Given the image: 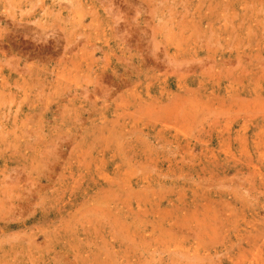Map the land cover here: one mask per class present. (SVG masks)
<instances>
[{"label": "rangeland", "instance_id": "obj_1", "mask_svg": "<svg viewBox=\"0 0 264 264\" xmlns=\"http://www.w3.org/2000/svg\"><path fill=\"white\" fill-rule=\"evenodd\" d=\"M263 159L264 0H0V264H264Z\"/></svg>", "mask_w": 264, "mask_h": 264}, {"label": "bare ground", "instance_id": "obj_2", "mask_svg": "<svg viewBox=\"0 0 264 264\" xmlns=\"http://www.w3.org/2000/svg\"><path fill=\"white\" fill-rule=\"evenodd\" d=\"M173 59H176V58H173ZM180 59V58H179ZM262 156V155H261ZM261 159V158H260ZM264 160V159H263Z\"/></svg>", "mask_w": 264, "mask_h": 264}]
</instances>
